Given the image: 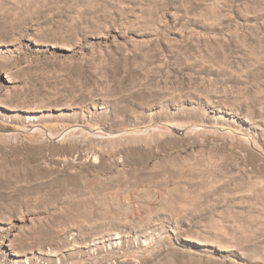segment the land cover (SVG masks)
Segmentation results:
<instances>
[{"label": "rangeland", "instance_id": "374dc122", "mask_svg": "<svg viewBox=\"0 0 264 264\" xmlns=\"http://www.w3.org/2000/svg\"><path fill=\"white\" fill-rule=\"evenodd\" d=\"M0 264H264V0H0Z\"/></svg>", "mask_w": 264, "mask_h": 264}]
</instances>
